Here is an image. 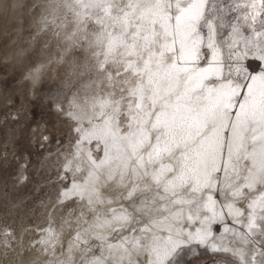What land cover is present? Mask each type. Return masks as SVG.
<instances>
[{"label":"snow or ice","instance_id":"1","mask_svg":"<svg viewBox=\"0 0 264 264\" xmlns=\"http://www.w3.org/2000/svg\"><path fill=\"white\" fill-rule=\"evenodd\" d=\"M41 20L78 50L58 94L79 215L59 256L44 229L55 264H186L193 245L264 264V0H48Z\"/></svg>","mask_w":264,"mask_h":264},{"label":"bare ground","instance_id":"2","mask_svg":"<svg viewBox=\"0 0 264 264\" xmlns=\"http://www.w3.org/2000/svg\"><path fill=\"white\" fill-rule=\"evenodd\" d=\"M40 1L44 3H40L38 9H33L23 7L22 0H0V264H55L52 248L41 243L42 237L47 236L44 229L51 227L59 235L60 242L56 245V256H59L61 245L66 249L71 235H74L76 216L79 215L75 203L59 202V192L68 183L60 178L62 163L78 138L76 122L65 114L67 101L60 95L51 96L55 123H58L59 129H65L70 137L68 143L61 145L59 141L54 146L48 131L42 130L43 126L39 129L35 124L33 130L30 125L24 124L25 118L18 121L19 113L12 105L11 94L15 90L24 89L27 97L34 98L39 92L36 87L46 76L57 75L64 85L68 62L78 55V50L65 53L63 37L54 35L52 26H44L41 17L48 0ZM61 56L64 57L63 61ZM38 64H44L46 69L36 80L31 73ZM58 70L64 78L59 76ZM11 84L15 85L14 88L10 87ZM40 97L41 102L48 98L44 93ZM30 136L35 137L38 144H43V148L39 162L27 164L22 154L18 156L15 153L13 156L15 149L8 146L16 137L28 145ZM47 144H51L49 148H46ZM10 168H16L14 178L10 177L11 172L6 173ZM33 190H37V195L41 196L39 199L33 198ZM5 206L7 213L3 215L1 209ZM222 230L221 225H213L214 233L219 234ZM191 247L214 253L207 246ZM191 247H183L181 254H189ZM221 254H228L233 259L229 253ZM207 264L228 263L218 258Z\"/></svg>","mask_w":264,"mask_h":264},{"label":"rangeland","instance_id":"3","mask_svg":"<svg viewBox=\"0 0 264 264\" xmlns=\"http://www.w3.org/2000/svg\"><path fill=\"white\" fill-rule=\"evenodd\" d=\"M28 2H29V4H28ZM40 3H44V1L22 0L21 5L23 7L30 6L33 9H36V8L38 9V7H36V6H39ZM0 44H1V41H0ZM2 70H5V69L2 68ZM58 72H59V76L64 78V75H62L60 70H58ZM14 86H15L14 84L10 85L11 88H14ZM63 87H64V85L62 84V81H60L59 77L57 75H53V76H46L40 81L39 86L36 87V88H38L39 92L36 94V96L34 98L27 97L24 94V89L15 90L11 94L12 101H13L12 105L14 104V106L17 110V113L20 114V115L18 114V117H19L18 121H22V119L25 118L24 124L26 126L30 125L31 129H33V130L35 129V126L38 127L39 129L42 128V126H43L42 130L45 129L48 131V135H49L50 141L52 142L53 146L57 145L59 143V141L62 142L61 145L66 144L69 142V138H70V137H68L69 135L66 132V130L65 129H59L58 123L57 122L55 123V117H54L55 113L53 111L54 105H53L52 99H51L52 95L54 97L59 96V94H58L59 90ZM39 93L41 95L44 93L45 95L48 96V98L46 100H43V102H41L40 101L41 95ZM46 104H47V106H46ZM20 116H22V117H20ZM23 116H25V117H23ZM21 125H23V124H21ZM49 129H51V130H49ZM60 130H62V131H60ZM65 136H66V138H65ZM66 140H67V142H66ZM38 145H40V144H38V141L35 140V137H31L28 145H26L22 139H20L19 137H16L13 140L12 144L9 145L8 147H9V149H11V147L13 149H15L12 152L13 156L15 153H18V156H21V154H22L21 157H24L26 159L27 164H29L30 162H35V163L39 162L38 158L42 154L43 144H41L40 146H38ZM49 145H51V144H47L46 148H49L50 147ZM16 158H17V156H16ZM13 169L14 168H10L6 172V173H10V172L13 173V174L10 173L11 178L15 177L14 173L16 172V168H15V170H13ZM12 175H14V176H12ZM40 185H42V183H40ZM37 194H39L37 192V190H33V198L34 199H39L41 197L40 195H37ZM1 213H4L3 215H5L7 213V207L6 206L1 209ZM197 253H198V255L193 257L191 260H186V264H207L213 260L216 261L218 258H223L224 260L227 261L228 264H231V261L233 260L228 254H221V253L211 254V253L207 252L206 250H197ZM188 255L189 254L181 255V258H186V257H188Z\"/></svg>","mask_w":264,"mask_h":264}]
</instances>
